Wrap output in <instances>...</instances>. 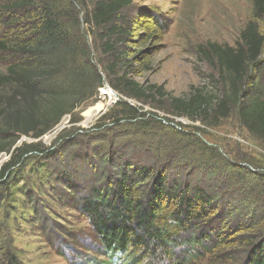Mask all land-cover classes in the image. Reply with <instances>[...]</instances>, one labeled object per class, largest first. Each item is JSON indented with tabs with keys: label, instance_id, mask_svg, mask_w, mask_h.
I'll return each mask as SVG.
<instances>
[{
	"label": "rangeland",
	"instance_id": "1",
	"mask_svg": "<svg viewBox=\"0 0 264 264\" xmlns=\"http://www.w3.org/2000/svg\"><path fill=\"white\" fill-rule=\"evenodd\" d=\"M73 1L81 22L79 38L88 51L83 60L93 69L100 70L105 79L102 87H110L115 95L102 94L100 87L95 100L87 99L80 103L73 113L65 114L42 137L35 139L23 135L17 142L21 145L24 141L40 140L42 150L30 152L24 161L7 173L5 182H0V261L6 259L8 248L14 250L24 264H88L96 258L106 260L98 250L102 242L88 219L85 198L96 189H109L112 197L118 188L116 182L124 171L131 173L145 166L147 175L142 180L138 175L133 177L136 181L135 196L145 199L144 191L148 192L150 185L157 180L159 167L165 166H162L159 153L164 149L159 148L158 141L165 137L156 136L166 134L164 130L156 129L149 137H143L137 131L139 122L131 120L122 121L115 132L108 131L103 136L98 134L94 124L110 121L106 116L116 101L124 98L139 107L144 106L143 111L148 113L146 119L161 121L167 126L164 129L186 133L189 143L200 139L201 143L209 146L213 155L211 163L196 160L197 153L188 150V143H183L184 137L176 138L170 134L176 141L170 146L176 156L162 171L169 186L180 184L182 192L186 191L188 195L195 194L194 190L199 186L202 193L211 199L207 205L208 216L198 224L196 231L211 234L213 242L221 233L224 244H220L223 246L221 255L214 259L206 253L204 260L198 263L245 264L252 248L237 245V237L242 231L246 233L248 228L232 232L238 225L240 217L236 216L240 212L238 209L231 211V207H238L240 202L246 204L247 210L241 218L248 224L255 220L251 212L256 205L251 203L256 202L249 193L258 186L253 187V180L241 186L238 182L234 184L231 180L233 174L224 176L215 166V157L222 155L229 162L245 167L244 172L248 169L264 172V141L256 139L242 124L238 106L232 107L229 116L221 119L219 124L209 125L201 119L193 121L185 116H175L172 98L186 97L195 88L212 94L223 93L224 85L218 68L201 53V49L209 42L236 45L242 29L250 20H256L264 34V16L254 17V0H133L122 11L117 23L125 33L112 38L116 54L128 52L130 56L128 60L120 61L112 78L121 84L117 78L128 73V78L146 86L161 87L160 92L167 95L156 94L152 105L122 97L112 87L111 77L105 69L117 57L115 53L103 52L102 39L98 35L101 30L97 31L87 22L97 0ZM40 2L43 3L42 0ZM9 6L7 0H0V41H29L35 12L15 11ZM66 8L71 7L67 4ZM28 58L13 49L0 52V76L7 74L10 64L23 63ZM260 60L261 63L250 67L249 85L264 86V50ZM40 82L47 84V81ZM0 93L6 106L14 90L7 86L1 88ZM100 102L102 107L96 108ZM73 118L79 120L73 123ZM125 130L127 134L121 136ZM8 159L9 153L0 155V169ZM251 160L252 163L249 162ZM125 161L131 166L124 165ZM165 205L170 211L177 209L175 200L166 201ZM197 205L200 208L201 204ZM261 210L264 206L259 207V212ZM227 215L228 218L221 220ZM257 219L251 229L261 227L259 223L264 219ZM213 242L210 246H214ZM183 248L185 246H181L178 252ZM148 259L146 257L142 264L152 262ZM158 262L168 264L165 258Z\"/></svg>",
	"mask_w": 264,
	"mask_h": 264
},
{
	"label": "trees",
	"instance_id": "2",
	"mask_svg": "<svg viewBox=\"0 0 264 264\" xmlns=\"http://www.w3.org/2000/svg\"><path fill=\"white\" fill-rule=\"evenodd\" d=\"M7 1L10 2L11 9L34 11L35 15L32 18L34 29L29 41H0V52L13 49L29 57L23 63L10 64L7 74L0 76V87L9 86L14 90L6 106L3 105L2 92L0 93V155L3 152L9 153V159L0 169L2 183L5 182L7 173L24 161L25 156L35 150H42L40 140L24 141L18 145L17 142L23 135L35 139L42 137L52 130L65 114L73 113L80 103L87 99L95 100V94L105 82L100 70L95 67L93 69V66L85 64L87 62L83 60L88 56V51L79 38L81 22L73 0H42L43 3L40 0ZM132 2L133 0H97L93 11L88 14L87 22L95 26L97 31L101 30L98 35L102 39L103 52L112 55L115 53L114 56L117 57L105 69L111 77L112 87L120 92L122 97L143 104L149 102L152 105L156 94L162 97L167 95L160 92L161 87L146 86L136 79L128 78V73L117 78L121 84L115 83V78H112L120 61L128 60L130 56L128 52L116 54L115 40L113 41L112 37H120L125 33L117 21L122 11ZM67 4L71 8L67 9ZM253 5L254 17L262 18L264 0H254ZM263 50L264 34L256 20L246 23L236 45L209 42L201 49V53L217 66L224 85L223 93L212 94L205 89L195 88L186 97L172 98V113L193 121L201 119L209 125H217L221 119L229 116L232 107L238 106L242 124L256 139L264 141V86L249 85L250 67L252 64L261 63ZM40 80L47 81V84H40ZM143 109L144 106L139 107L120 98L106 116L110 121L94 124L98 134L102 136L108 131L115 132V128L120 126L122 121L124 123L131 120L139 122L136 126L140 136L149 137L156 129L166 131L167 135L165 132L156 135L165 137L158 140L159 148L164 149L159 153L162 166H165L159 167L157 180L150 185V190L144 191L145 199L135 196L136 181L133 178L138 175L142 180V177L147 175L145 166L131 173L124 171L121 179L116 182L118 188L114 190L112 197L109 192L111 190L96 189L95 193L85 198L88 219L102 242L98 245V250L106 256V260L96 258L89 263L142 264L148 257V261H152L149 264H158V261L164 258L168 264H199L198 261L204 260L208 253L215 259L221 255L224 244L222 234L219 233L216 242H213L211 234L196 231L200 226L198 224L208 216L207 205L211 203V199L202 193L199 186L193 195L182 192L180 184L169 186L166 174L162 171L164 167L171 165L176 156L172 152L173 148H170L176 141L170 134L176 138L184 137V144L188 136L181 131L164 129L167 126L161 121L146 119L148 113ZM78 120L79 118H73V123ZM127 132L125 130L121 136ZM155 139L157 140V137ZM187 143L188 150L197 153L196 160L211 163L213 155L210 154L209 146L201 143L200 139ZM215 159V166L224 176L233 174L231 180L234 184L238 182L241 186L248 180H253V187L258 186L257 189L252 188L254 190L249 193L256 202L251 203L256 205L251 212L255 220L252 219L248 224L241 218V214L244 215L247 210V205L240 202L238 207H231V211L238 209L240 212L236 216L240 217L237 219L238 225L232 232L248 228L246 233L242 231L237 237V245L252 248L248 251L249 256L245 264H264V220L259 223L261 227L255 226L251 229L254 221L258 222L257 218L264 219V210L259 212V207L264 206V200H261L264 198V172L257 173L254 169L244 172L245 167L229 162L220 154ZM249 162L252 163V160ZM124 165L131 166V163L125 161ZM178 190H181V193ZM173 200L177 203V209L170 211L165 202ZM197 204H201L200 208ZM228 217L229 215L224 216L221 220ZM212 242L214 246H210ZM217 245L218 249L215 248ZM181 246L185 248L178 252ZM6 256L0 264H24L11 248L7 249Z\"/></svg>",
	"mask_w": 264,
	"mask_h": 264
},
{
	"label": "built area",
	"instance_id": "3",
	"mask_svg": "<svg viewBox=\"0 0 264 264\" xmlns=\"http://www.w3.org/2000/svg\"><path fill=\"white\" fill-rule=\"evenodd\" d=\"M101 93L104 94V95H115V93L112 92L111 88L108 87V86H105V87H102L101 88Z\"/></svg>",
	"mask_w": 264,
	"mask_h": 264
},
{
	"label": "bare ground",
	"instance_id": "4",
	"mask_svg": "<svg viewBox=\"0 0 264 264\" xmlns=\"http://www.w3.org/2000/svg\"><path fill=\"white\" fill-rule=\"evenodd\" d=\"M102 105H103V103L100 102V103L98 104V106H96V108H100V107H102Z\"/></svg>",
	"mask_w": 264,
	"mask_h": 264
}]
</instances>
